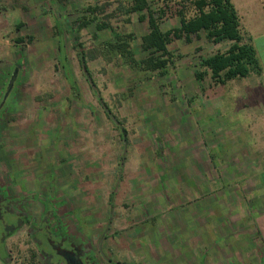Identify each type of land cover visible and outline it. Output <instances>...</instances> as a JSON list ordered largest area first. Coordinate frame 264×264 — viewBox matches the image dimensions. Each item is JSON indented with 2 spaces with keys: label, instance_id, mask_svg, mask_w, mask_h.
<instances>
[{
  "label": "rangeland",
  "instance_id": "obj_1",
  "mask_svg": "<svg viewBox=\"0 0 264 264\" xmlns=\"http://www.w3.org/2000/svg\"><path fill=\"white\" fill-rule=\"evenodd\" d=\"M130 1L0 0L2 183L12 197L23 199L22 210L34 225L42 222L44 207L49 211L48 203L52 204L48 223H60L65 234L92 252L100 264H200L195 259L202 239L183 238L177 246L162 231L173 229L176 219L193 217L210 232L211 221L203 222L206 209L224 222V234L227 225L235 231L226 241L240 251L217 249L206 264H259L258 249L264 264V235L255 237L246 230L251 237L236 238L238 228L252 224L243 220L246 210L241 202L255 198L253 192L245 186L239 193L230 189L234 184L222 182L237 176L230 173L229 164L233 172L241 169L237 135L223 134L222 104L233 105H226V118L249 132L242 115L248 120L255 105L247 95L238 96L233 86L248 87L257 77L225 84H214L208 76L197 81L193 71L199 59L229 45L208 42L203 34L188 43L176 39L169 44L173 59L162 73L131 68L119 57L103 58L98 47L110 33L97 32L92 25L77 29L75 21L86 7L97 6L98 17L114 30L133 34L130 48L140 60L147 56L140 48L147 24L122 11V4ZM232 2L242 29L252 40L258 37L264 27V0ZM178 25V18L170 17L161 28ZM17 37L23 41L15 42ZM80 51L99 96L126 129V142L89 87L79 63ZM14 69L17 74L7 91ZM211 113L214 117L208 118ZM257 118L261 120L256 132L264 136V117ZM262 208L264 212V202ZM28 225L0 237V264H46ZM237 256L239 262L233 260Z\"/></svg>",
  "mask_w": 264,
  "mask_h": 264
},
{
  "label": "trees",
  "instance_id": "obj_2",
  "mask_svg": "<svg viewBox=\"0 0 264 264\" xmlns=\"http://www.w3.org/2000/svg\"><path fill=\"white\" fill-rule=\"evenodd\" d=\"M97 9V6L86 7L75 22L77 29L92 25L97 32L110 33V38L102 41L101 47H98L105 59L119 57L131 68L141 67L162 73L173 59V51L169 49V44L176 39L188 43L193 36L198 37L203 34L208 42L214 44L229 42V45L224 50H217L199 59L193 71L197 81L202 82L208 76L214 84H225L227 81L260 72L256 50L250 37L241 27L240 17L232 0H185L172 4L165 0L162 5H154L150 0H131L122 4L121 9L125 14L128 16L136 14L139 21H145L147 24V32L141 36L140 43V48L147 52V56L140 60L134 57L130 48L133 34L114 30L108 21L98 17ZM170 17H177L179 25L162 29L161 24ZM20 25H16V28ZM21 41H23L22 37L15 39V42ZM62 58L65 60L64 56ZM79 63L86 74L89 87L104 108L106 117L116 124L123 142H126V129L121 126L120 120L111 113L99 96L95 81L86 65V57L81 51ZM65 68V77L75 94L74 81L68 67Z\"/></svg>",
  "mask_w": 264,
  "mask_h": 264
},
{
  "label": "crops",
  "instance_id": "obj_3",
  "mask_svg": "<svg viewBox=\"0 0 264 264\" xmlns=\"http://www.w3.org/2000/svg\"><path fill=\"white\" fill-rule=\"evenodd\" d=\"M258 29H255V32ZM244 32L250 37L251 39V34H249L248 32H246L244 30ZM251 43L253 44L255 50H256V55H257V59L259 62V66H260V72L258 74H250L249 76H256L257 79H252L251 83L249 84L248 87L239 84L238 86H233V87H237V92H238V96H242V94L247 95V98H251L253 101L251 103H254L255 105V109L250 108L252 110V115L250 116V118L247 119H243L245 118L246 114L244 113L242 115V120L244 121L243 123H245L244 125L246 127H248V131L247 129L241 128L242 126H239V123H235V122H230L226 116H225V108L226 105L223 106V113H222V119H223V123H221V125L224 124L223 126V134L226 132H230L231 134H234L235 136L237 135V140L239 141L238 143L240 144L241 148L237 149V157H238V161H237V166L238 169L237 172L234 171L233 169L231 170V164L228 165L229 169H230V173H237V176H234V180L233 181H226L225 179L222 180V182L224 183H231L234 184L233 188L230 189H237L238 192L240 193L241 189H245L244 187L246 186L248 191H252L253 195L255 198L252 199H248L247 197L246 200L248 201V203L245 202H241L243 203V206H245V215L243 217V220L246 221H250L252 224L251 226L248 224L246 227H240L237 229V237L236 238H243V240L246 237H251L250 234L248 232H245L246 230H252L253 231V236L255 237H262L264 235V215H262L263 212V208H262V202H264V136L258 134L256 131L259 130V122H260V118L257 117H264V27L262 26L259 30H258V37L253 38V40L251 39ZM247 76V77H249ZM235 80V79H233ZM232 81V80H230ZM227 81V82H230ZM245 90V91H244ZM246 104H241V106H243V109ZM228 108H232L233 105H227ZM249 109V110H250ZM214 115H212V113L208 116V118H213ZM251 119V120H250ZM264 119V118H262ZM212 127H209V129L211 130ZM213 130V128H212ZM251 132V133H250ZM236 133V134H235ZM250 133V134H249ZM253 139L251 141L254 142L252 144H254L253 146L250 147L251 143L249 144L250 140ZM243 147H245L243 149ZM247 147V148H246ZM250 147V148H248ZM250 151H249V150ZM249 151V152H248ZM248 152V153H247ZM242 165H243V169H242ZM247 167V168H246ZM213 169V168H212ZM208 173V172H207ZM228 173V172H227ZM229 174V173H228ZM210 176V174H209ZM244 177V179L242 178ZM210 178V177H209ZM211 182L215 179L211 178ZM207 180V179H206ZM207 182V181H205ZM218 182V181H216ZM197 184H194L195 189ZM261 199V200H260ZM211 200V199H210ZM209 203H213L208 202ZM214 205V204H213ZM250 207H255L254 211H252V209ZM211 212V211H210ZM255 213L254 216H251V213ZM206 213V218L203 222H209L211 221V226L210 228L213 229L210 232H205L202 228V225L199 226V222L196 218L193 217H189L187 219H176L174 221L175 223H178L176 226L174 225L173 229H169L165 228L167 231H162L163 237H169L172 236V238H174L176 240V242L178 243V245H182L181 243L184 242L183 238H197V239H202V244L199 242V251H198V255H197V259H195V261H198V263L200 262V264L202 263H208L209 260V256H212L213 254L217 253V249H219V251H222L221 253H224V250L229 248V250L231 249L229 246V242L226 241V238H231L234 237V233L235 231L231 228H229V226L227 224L226 228H228L226 231L227 233L224 234L223 229L224 226L222 225V223L224 224L223 221L220 222V220L216 219V217L211 216L210 214H208V210H205ZM247 213V214H246ZM186 217V216H185ZM208 217V218H207ZM219 218V217H218ZM263 219V220H262ZM242 220V218L239 219V221ZM216 222V226L215 223ZM241 222V221H240ZM182 223L184 224V226L182 225ZM242 223V222H241ZM221 224V225H220ZM184 228V229H183ZM216 228V229H215ZM169 233V234H166ZM161 235V234H160ZM227 236V237H226ZM211 238H221L224 239L225 242L221 241V244H218L215 240L212 242V240H210ZM227 244V245H226ZM244 249V248H243ZM166 251L167 250H163ZM240 252L238 248H234L232 247L231 252L234 254V252ZM257 257H259V264H262L263 262V258L262 256V251L261 250H257ZM242 252H245V250H243ZM164 253V254H165ZM167 254V253H166ZM1 255H3V253H1ZM259 255V256H258ZM204 256V259H202V257ZM199 258H201V261H199ZM211 258V257H210ZM235 262H239V257L237 256V258L234 257L233 259ZM244 260V259H243ZM243 262V261H242Z\"/></svg>",
  "mask_w": 264,
  "mask_h": 264
},
{
  "label": "flooded vegetation",
  "instance_id": "obj_4",
  "mask_svg": "<svg viewBox=\"0 0 264 264\" xmlns=\"http://www.w3.org/2000/svg\"><path fill=\"white\" fill-rule=\"evenodd\" d=\"M22 204L23 199L12 197L8 193L7 186L0 179V237L2 239L22 224L28 223V233L32 236L38 254L44 258L46 264H68L63 254L67 255L69 253L77 255L82 264H100L92 252L79 246L65 234L60 223H48L47 214L50 212L51 215V212L54 211L52 210V204H48L49 211H46L47 209L44 207V213L46 214L42 222L37 225H34V221L22 210Z\"/></svg>",
  "mask_w": 264,
  "mask_h": 264
},
{
  "label": "water",
  "instance_id": "obj_5",
  "mask_svg": "<svg viewBox=\"0 0 264 264\" xmlns=\"http://www.w3.org/2000/svg\"><path fill=\"white\" fill-rule=\"evenodd\" d=\"M16 70L14 69V73H12V75H10L9 77V83H8V87H7V91H9V89L12 87V83L13 80L16 77ZM62 253V252H61ZM68 262V264H82V261L78 258L77 255L73 254H63ZM69 255V256H68Z\"/></svg>",
  "mask_w": 264,
  "mask_h": 264
}]
</instances>
